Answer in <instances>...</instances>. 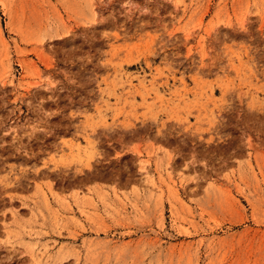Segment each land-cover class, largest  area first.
Here are the masks:
<instances>
[{"label": "rangeland", "instance_id": "rangeland-1", "mask_svg": "<svg viewBox=\"0 0 264 264\" xmlns=\"http://www.w3.org/2000/svg\"><path fill=\"white\" fill-rule=\"evenodd\" d=\"M0 264H264V0H0Z\"/></svg>", "mask_w": 264, "mask_h": 264}, {"label": "bare ground", "instance_id": "bare-ground-1", "mask_svg": "<svg viewBox=\"0 0 264 264\" xmlns=\"http://www.w3.org/2000/svg\"><path fill=\"white\" fill-rule=\"evenodd\" d=\"M138 80H139V79H138ZM143 80H144V79H142V81H140V84H143Z\"/></svg>", "mask_w": 264, "mask_h": 264}]
</instances>
